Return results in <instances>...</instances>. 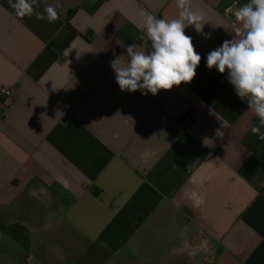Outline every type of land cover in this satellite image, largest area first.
Here are the masks:
<instances>
[{
  "label": "crops",
  "instance_id": "obj_1",
  "mask_svg": "<svg viewBox=\"0 0 264 264\" xmlns=\"http://www.w3.org/2000/svg\"><path fill=\"white\" fill-rule=\"evenodd\" d=\"M37 2L58 19L0 0V264H264L258 117L206 67L248 0H191L211 38L185 28L196 76L156 95L121 91L111 62L150 51L141 12L178 18L176 0Z\"/></svg>",
  "mask_w": 264,
  "mask_h": 264
},
{
  "label": "clouds",
  "instance_id": "obj_2",
  "mask_svg": "<svg viewBox=\"0 0 264 264\" xmlns=\"http://www.w3.org/2000/svg\"><path fill=\"white\" fill-rule=\"evenodd\" d=\"M190 4L191 0H176L178 18L170 20L141 12L144 20L138 27L145 31L151 50H136L137 45L128 44L126 65L118 67L119 58L111 62L121 91L156 95L194 79L202 57L185 28L194 26L205 39H210L211 33L203 31V11L192 10ZM9 5L20 18L35 15L49 22L58 19L59 5H46L43 13L35 11L39 7L37 0H9ZM234 15L238 25L234 37L207 54L206 67L215 68L220 74L227 72L236 95L247 100L249 109L258 117L252 134L264 140V0H248Z\"/></svg>",
  "mask_w": 264,
  "mask_h": 264
},
{
  "label": "rangeland",
  "instance_id": "obj_3",
  "mask_svg": "<svg viewBox=\"0 0 264 264\" xmlns=\"http://www.w3.org/2000/svg\"><path fill=\"white\" fill-rule=\"evenodd\" d=\"M1 230V229H0ZM5 236L2 235V238L4 240L8 239L10 240L12 237H11V234H13V231L11 229H9L7 231L4 232ZM0 239H1V236H0ZM7 240V241H8ZM11 241V240H10ZM9 241V242H10ZM4 242V241H3ZM0 254L3 255V256H11L12 252H11V248L9 246H5V247H0ZM60 255V249L58 247H55V248H52V256L55 258V259H58V256ZM116 264H127L125 262H116Z\"/></svg>",
  "mask_w": 264,
  "mask_h": 264
},
{
  "label": "built area",
  "instance_id": "obj_4",
  "mask_svg": "<svg viewBox=\"0 0 264 264\" xmlns=\"http://www.w3.org/2000/svg\"><path fill=\"white\" fill-rule=\"evenodd\" d=\"M14 96L15 95H13V91L11 89L0 88V101L2 106L5 108H8L12 105ZM186 120L189 121V118Z\"/></svg>",
  "mask_w": 264,
  "mask_h": 264
}]
</instances>
